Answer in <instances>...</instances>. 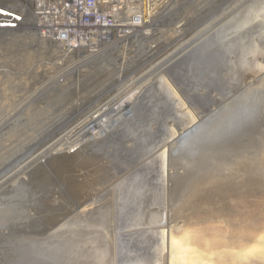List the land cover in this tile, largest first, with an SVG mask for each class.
Segmentation results:
<instances>
[{
    "label": "bare ground",
    "instance_id": "bare-ground-1",
    "mask_svg": "<svg viewBox=\"0 0 264 264\" xmlns=\"http://www.w3.org/2000/svg\"><path fill=\"white\" fill-rule=\"evenodd\" d=\"M251 1L252 0H238L228 12L226 11V13L223 14V11L227 10L233 2L225 5L223 9L217 13V15H220L223 12V15L216 23H212L213 25H210V28H208L209 30L205 28V32L202 31V35L199 33L200 36H198V38H191L190 41L187 42V45L184 46L182 52H180L182 49H180V53L177 51V53L174 52V54L169 57V64H165L166 66L163 69L161 68L159 72L157 71V74L153 76H151L152 72H146L144 75L142 74V77L139 76L140 78L138 80L135 82L133 81L132 84L130 83L131 85L125 89L129 91V93L121 100L119 99V101L114 104L107 102L90 116L87 115L84 121L79 125L80 129L77 134L81 133L90 125L92 129H88V131L85 130V132L79 134L81 138H77L78 140L76 142L71 143V141L68 140V142L63 143L54 150L57 145H60L61 141L59 140L48 150L46 149L47 151L45 150L41 154L39 153L40 155H37L38 157H35V160L27 162V164L21 167L19 166L20 168L16 169L13 173H11L13 170L12 167L15 169L16 165L18 166L19 163L21 164L22 161H24L23 158L17 159V164L13 163L8 165L6 163L8 167L5 166V169H0V197L3 196L0 206L6 205L7 200L10 198L8 196L14 197L22 195L26 197V199L38 196L37 199L32 202H28L25 205L22 204V207L19 206L22 211L20 216H22V218L26 217L24 218L25 222L23 225L19 227H12L10 225L5 226L6 224L0 225V252L2 257V259L0 258V264H35L42 261L45 257L46 261H50V264H77L79 262H77L75 258H73L74 260H70L69 257H66L74 252H92V259H94V261L88 262L90 264H119L120 257L124 261L144 259L147 251L146 247L149 246L150 250H153V241L155 237H157L153 234L155 228L166 224L168 230H171L174 227L171 222L173 214L183 216L192 211V208L188 206L189 204L195 201L202 202L205 200L206 203H204L209 205V207L212 206L214 208V204L218 202L222 206L225 205V210L222 211L226 213V217L223 218L226 229L220 232L223 228L217 227V232L215 231L216 229L210 227V232L214 234L210 235L209 241L213 240L215 244H213V246L217 247V249L215 248L213 250L212 244H210L205 256L199 255V257H193L190 254L188 257L189 264H251L250 260L254 259L261 262L260 264H264V251H262V248H264V77L251 79L245 88L248 93L240 98L234 97L235 99H239L233 103L230 110L223 113L221 124L216 128L215 133H213L215 130L213 125H204V123H201L188 134L184 135L179 142L171 148V153L169 155L170 159L168 158V172L170 182L173 181L174 186L168 191V203L170 205L167 206L165 211L158 212L151 210L150 213L144 217V220H141V211L145 206L142 203L146 200L150 202L151 199L146 197L143 202L136 199L127 205L118 203L117 207L115 196H113V224H111V219H106L108 217H97V213H92L85 218V226L82 224L84 227H80L82 232L85 231L84 233L87 232L86 230L91 231V237L89 238L92 247L87 248L84 244L80 245L75 242L77 239L82 241L79 237V229L77 230V228L75 229V234L67 235L66 238L59 237L60 239L58 240H50L46 242V244L30 245L22 241V238L43 235L51 226L53 220L58 219L62 214H66L62 205H59L62 200L60 201V199H57L58 197L55 198L54 196H59L60 193L49 190L50 186L46 187L48 184H46V174L44 176H39L38 173V177H36L37 180H34L33 174L31 173L32 169L35 167H42L43 169L42 164L44 165L45 163L47 166L50 165L57 168L56 171H60L61 174L71 170L76 165L75 161L77 159V155H73V153L75 154L76 151L83 149L89 145V143L107 140L108 135L115 132L129 115H134L140 106H145L144 104L146 103L144 99L150 95L149 91L158 83L160 78L166 77L167 83L170 82L173 86V81L167 76V69L192 51L198 43L207 39L213 32L215 33L219 30L222 25L230 20L231 17L235 16L241 8ZM137 3L138 1L136 0V4ZM145 3L148 5V0H139V5H141L142 12L145 15V28L142 31L146 30L148 32L149 27L153 24L156 25L158 21L152 22L150 20L151 15L148 12V8L144 6ZM159 22L162 21L159 20ZM121 29L124 30V28ZM135 31H137L135 36L139 33L141 34V31ZM35 32L38 33L39 31L36 30ZM143 36L147 37L148 34ZM132 42H135V40ZM125 47H128V44L123 45V49ZM71 48L78 52V49L74 46ZM90 48L91 47L82 48L86 51V55L88 56L85 57L84 60H81V62L75 63V66L71 67L73 69L72 72L68 73L67 76L59 75L49 82L44 81V84L42 83L40 87L34 90L29 89L31 90L30 92L23 93L18 89V87H20L19 84L15 86L14 93L16 94L14 95L19 97L24 95L26 97L17 98V100L12 102L10 101L13 104L16 103L17 109H15L12 114H8L3 118V121L0 123L1 149L4 148V137H7L4 135L6 127L31 109L30 107L34 103L42 100L50 89L60 83L61 79H67L68 75H73L80 71L91 63V60L97 58V53L90 51ZM102 48H106V46H102ZM106 49L105 52L110 50L108 47ZM105 52L104 55L107 54ZM47 74L49 75V73ZM150 76L151 78L147 79ZM44 77L46 80V76ZM31 83H27L28 86H33V83ZM139 83L141 84L138 85ZM39 84L37 80V85ZM6 85L13 86L8 80L6 81ZM21 87L25 86L22 85ZM53 91L54 90H52V92ZM6 109H9V107H6ZM75 130H77V128H74L72 131L70 130V134H74ZM77 134H75V136ZM127 147L133 150L136 144L135 142H129ZM76 168H73V170ZM78 169H88L91 174L96 172V170H93L94 163L92 160H86L84 163H80ZM45 172L46 169L44 173ZM22 174L30 178L28 184L22 182ZM63 181L69 182L67 179ZM70 182L72 185L75 184L74 179H70ZM46 190H49L48 196H46ZM89 192L90 191L87 193ZM39 195L41 196L39 197ZM173 199L177 200L175 208L171 205V200ZM15 200L17 199L15 198ZM10 202H12L11 199ZM46 202L49 204L47 205V209ZM16 203L18 202L16 201ZM58 205L60 207L54 210L53 208ZM30 211H34L36 216H29L28 212ZM54 211L58 212L52 216L46 215V213ZM106 213L108 214V211ZM6 216L8 215L6 214ZM240 216L242 225L239 223ZM17 218L18 217H16V221H18ZM10 220L13 219L10 218ZM109 223L111 225H108ZM93 225L94 229H92ZM122 227H134L136 232L150 230V232L153 231V233H148L150 238L145 236L147 234L143 235L140 233L134 234L133 236L125 235V237H123L124 233ZM179 227L181 228V232H183L184 224L181 223ZM179 234V237H183V233ZM157 242L155 240L156 245L159 246V242ZM209 243L213 242L211 241ZM156 257V264H159L160 259L158 254H156ZM165 261L166 264H172L171 256H168Z\"/></svg>",
    "mask_w": 264,
    "mask_h": 264
},
{
    "label": "water",
    "instance_id": "water-1",
    "mask_svg": "<svg viewBox=\"0 0 264 264\" xmlns=\"http://www.w3.org/2000/svg\"><path fill=\"white\" fill-rule=\"evenodd\" d=\"M167 74L174 87L170 82L167 83L166 77L160 78L149 91L150 95L144 99L145 106H140L134 115H129L115 132L108 135L107 140L89 143L73 153L77 155L76 165L73 167H77L75 170L71 167L70 172L64 170L61 174L52 169L63 184L62 190H54L57 193L66 191L72 196L73 202H60L66 214L53 220L43 235L22 238V241L30 245L46 244L50 240L75 234L77 228L82 241L77 239L75 242L84 244L87 248L92 247L89 238L91 231L86 230L84 233L80 227L85 226V218L92 213H97V217H108L106 219L112 221L113 196L117 207L118 203L127 205L136 199L140 202L146 197L151 199L150 202L146 200L142 203L145 206L141 211V220L151 210L165 211L170 205L168 191L174 186L168 172L171 148L201 123L213 125L215 133L221 124L223 113L248 93L245 90L247 83L251 79L264 77V0L247 3L219 30L170 66ZM129 142H135L133 150L128 149ZM86 160L93 161L95 173L91 174L88 169H78L80 163ZM64 179L69 182H64ZM70 179H74V185ZM88 191L90 192L87 193ZM171 201L175 208L177 200ZM204 202L206 200L192 202L188 205L192 211L183 216L173 214L171 222L174 227L171 230H168L166 224L155 228L154 233L150 230L136 232L134 227H122L123 237L139 233L147 234L145 236L149 238L148 233H153L157 237L153 241L152 251L149 246L146 247L144 259L124 261L119 256V264H156V254L160 259L159 264H166V258L172 257L171 240L173 237L180 238L179 233L189 237L191 247L202 256L206 255L210 244L213 250L217 249L213 246V240V243H209L210 235L214 234L210 232V227L217 232V227L223 228L220 232L226 229L223 222L226 217L223 212L225 205L218 202L213 208ZM181 223L184 224L183 232L179 227ZM239 223L242 225L241 216ZM155 240L159 242V246ZM92 256V252H74L66 257L70 260L75 258L79 262L77 264H90L88 262L94 261ZM49 262L45 257L35 264H50ZM250 263L261 262L254 259Z\"/></svg>",
    "mask_w": 264,
    "mask_h": 264
},
{
    "label": "rangeland",
    "instance_id": "rangeland-1",
    "mask_svg": "<svg viewBox=\"0 0 264 264\" xmlns=\"http://www.w3.org/2000/svg\"><path fill=\"white\" fill-rule=\"evenodd\" d=\"M230 2H233L232 5L227 10L223 11V14H225L226 11L228 12L238 0H148V5L145 3L144 6L148 8V12L151 15L150 20L152 22L158 21L156 25L153 24L155 28V30L152 31L153 34L145 38L142 37L141 40L130 42L132 45L130 46V44H128V47L122 50L119 49L114 53H107L101 56V58L99 57L100 59H93V62L86 65L80 71L73 75H68L67 79H61L60 83L57 84L58 86L56 85L54 88L50 89L42 100L34 103V106L32 105L30 107L31 109L6 127L4 135L7 137H4L5 141L3 140L4 148H0V169H5L8 167L7 164L11 165L16 163L17 159L23 158L24 161H22L21 164L19 163L18 166L16 165L15 169L14 167H12L13 170L11 168V173H13L22 165L27 164V162L35 160L42 152L46 149L48 150L59 140L61 143L57 145L54 150L63 143L68 142V140L71 141V143L76 142L81 138L79 134H82L85 130L88 131V129H92L90 125L81 133L77 134L80 129L79 125L84 121L87 115L90 116L107 102L114 104L118 102L119 99L121 100L129 93V91L125 89L129 87L133 81L135 82L142 77V74L144 75L146 72H152L151 76L157 74L161 68L163 69L169 64V57L172 56L174 52H179L180 49H182L180 51L182 52L184 46L187 45V42H189L191 38H198V36H200L199 33L210 28V25L215 24L223 15L222 13L217 15V13ZM159 20L162 22H159ZM27 24H29V22H27ZM151 27L152 26H150L149 29ZM85 56L87 57L88 55ZM81 57L82 56L79 55L77 51L65 50L54 42L42 39L41 36L35 32L34 28L23 27L21 29L14 28L13 30L5 29L0 31V123L3 121V118L8 114H12L15 109H17L16 103L13 104L11 102L17 100V98L26 97L24 95L20 97L14 95L16 94L14 93L16 85H20L18 89L23 93L30 92L40 87L42 83L44 84V81L49 82L59 75L67 76V74L71 73L73 70L71 67L75 66V63L77 64L79 61L81 62V60H83ZM47 73H49V75ZM44 76H46V80ZM151 76L147 79H150ZM40 79L43 80L41 81ZM7 80L12 83L13 86L6 85ZM37 80L40 83L39 85H37ZM30 81L33 83L34 88L33 86H31L32 88L30 85L28 86V84L31 83ZM140 84L141 83L138 85ZM22 85L25 87H21ZM52 90L54 91L52 92ZM6 107H9V109H6ZM74 128H77V130L74 131V134H70ZM75 134L77 135L75 136ZM42 166L43 169L42 167H35L36 170L35 168L32 169L31 173L33 174L34 180H37L36 177H38V173L39 176H44L46 174V184L48 183L46 187L50 186L49 190L52 191H56L54 188H61L62 190L63 184L52 171L53 168H57L50 165L47 166L45 163L44 165L42 164ZM45 169L46 172L44 173ZM59 173L61 172L59 171ZM21 178L22 182L26 184L30 182V178L24 174L21 175ZM48 191L46 190V196H48ZM40 196L41 195H39V197ZM54 196L55 198L58 197L57 199H60V201L62 200L61 202L63 204H67L66 201L73 202L72 196L66 191L60 193L59 196ZM2 197L3 196L0 197V203ZM8 197L10 198H7L6 205L0 206V211L3 212H0V225L6 224L5 226L10 225L12 227H19L23 225L25 222L24 218H26L20 216L22 213L20 210L21 207L37 199L38 196L28 199L22 195ZM15 198L17 200H15ZM10 199L12 202H10ZM16 201L18 203H16ZM13 204H17L18 206H14ZM49 204L46 202V209ZM59 205L55 206L53 209H58L60 207ZM56 212H48L46 215L52 216ZM6 214L8 216H6ZM28 215L34 217L36 213L30 211ZM15 216L18 217V221H16ZM10 218L13 220H10ZM0 258L2 259L1 252Z\"/></svg>",
    "mask_w": 264,
    "mask_h": 264
},
{
    "label": "built area",
    "instance_id": "built-area-1",
    "mask_svg": "<svg viewBox=\"0 0 264 264\" xmlns=\"http://www.w3.org/2000/svg\"><path fill=\"white\" fill-rule=\"evenodd\" d=\"M137 1L136 4V0H0L4 2L0 4V31L34 28L42 39L71 51L74 46L83 60L84 47H91L89 50L98 55L95 59H100L107 47L110 50L105 53H114L123 49V45L146 37L143 35L153 34L154 25L148 32L142 31L145 15ZM17 15L20 19H16ZM135 30L141 34L135 36Z\"/></svg>",
    "mask_w": 264,
    "mask_h": 264
},
{
    "label": "snow or ice",
    "instance_id": "snow-or-ice-1",
    "mask_svg": "<svg viewBox=\"0 0 264 264\" xmlns=\"http://www.w3.org/2000/svg\"><path fill=\"white\" fill-rule=\"evenodd\" d=\"M16 19H20L17 15ZM172 248V264H189L188 257L191 254L193 257H199L198 250L191 247V240L187 236L180 238L173 237L171 240ZM264 251V248H262Z\"/></svg>",
    "mask_w": 264,
    "mask_h": 264
}]
</instances>
